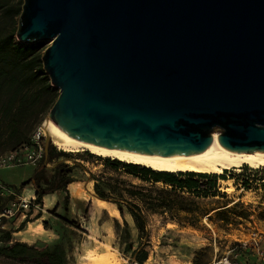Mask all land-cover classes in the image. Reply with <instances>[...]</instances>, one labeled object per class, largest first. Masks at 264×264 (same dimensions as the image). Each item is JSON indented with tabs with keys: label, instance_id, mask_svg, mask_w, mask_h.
Returning a JSON list of instances; mask_svg holds the SVG:
<instances>
[{
	"label": "water",
	"instance_id": "water-1",
	"mask_svg": "<svg viewBox=\"0 0 264 264\" xmlns=\"http://www.w3.org/2000/svg\"><path fill=\"white\" fill-rule=\"evenodd\" d=\"M16 39L51 43L48 117L73 138L183 156L218 131L264 151V0H24Z\"/></svg>",
	"mask_w": 264,
	"mask_h": 264
},
{
	"label": "rangeland",
	"instance_id": "rangeland-1",
	"mask_svg": "<svg viewBox=\"0 0 264 264\" xmlns=\"http://www.w3.org/2000/svg\"><path fill=\"white\" fill-rule=\"evenodd\" d=\"M43 43L46 49L51 45L48 42ZM51 88L58 96L60 95L58 89L52 86ZM50 111L49 108L42 110L40 126L43 127ZM9 146L3 145L0 148V155L13 149ZM51 147H55L52 141L49 149ZM68 155L69 159L64 156L56 161H65L72 167V179L78 184L82 198L77 199L70 193V205L67 212L64 210V199L57 209L53 208V205L48 206V202L39 204L38 208H33L29 213L25 227H21L24 222L20 216L13 219H0V237L9 233L12 241L27 243L24 241L27 235L20 236L19 233L24 232L29 223L35 222V227H41V235L27 244L39 247L49 245L57 241L58 236L52 229L63 218L75 225V228L63 227L62 231L65 235L64 245L69 264H81L83 257L97 247H109L122 264H130L128 258L130 254L124 252L130 243L136 250L144 247L148 251L149 257L145 264H217L237 241H247L254 233H264V167L252 169L242 166L239 170H226L222 176H216L231 181L229 191L223 190L221 179H218L217 196H212L213 192L208 193L207 196L203 192H198L197 196L187 191H184V194L170 193V186L163 183L156 184L152 181L144 182L130 175L124 167L113 170L106 162L107 159L88 152L68 153ZM47 167L51 169L53 164H48ZM37 168L28 165L1 169L0 181L32 196L36 193L35 187L30 184L23 188L22 185L33 178ZM52 175L50 172L47 173L49 178ZM97 182L104 186L112 185L114 189L111 191L112 201L118 200L123 208L124 218L122 216L114 218L108 212L94 215L92 202L98 199L95 193ZM202 183L207 182L202 181ZM119 191L126 196L123 201L119 196ZM133 192L141 195L143 202L138 198H132L129 193ZM57 195L60 200L66 196L60 192ZM54 198L56 199V196ZM77 200L80 202H76ZM159 201L168 203L174 201V208L169 210L165 206L166 209H158L156 213L152 212L151 204L153 203L156 207ZM231 202L237 204L211 214L214 210ZM109 203L113 209L118 210L113 202ZM126 203L137 204L142 208L147 221L146 232L143 235H140L136 229ZM182 208L197 211L196 215L200 217V221L194 220L197 223L195 227L188 224L189 220L185 212L179 211ZM1 210L0 203V212ZM54 210L56 211L53 212ZM208 214L211 216L210 220L205 217ZM173 219L180 224L174 222ZM44 223H47L49 230L44 229ZM2 245L5 243L0 241V246ZM262 246L264 248V244ZM237 262L238 264H259V259L240 251ZM0 264L23 263L12 262L0 257Z\"/></svg>",
	"mask_w": 264,
	"mask_h": 264
},
{
	"label": "trees",
	"instance_id": "trees-1",
	"mask_svg": "<svg viewBox=\"0 0 264 264\" xmlns=\"http://www.w3.org/2000/svg\"><path fill=\"white\" fill-rule=\"evenodd\" d=\"M23 4L24 0L0 1V148L6 144L13 147L12 150L29 142L34 130L40 126L42 110L48 108L51 110L59 98L57 93L52 90L50 79L44 71L42 57L46 50L45 44L38 43L23 46L17 43V20L22 13ZM64 156L69 159L68 153L57 151L55 147H51L48 157L45 158L44 155L33 178L28 183L23 184L22 187L25 188L32 184L36 190V202L40 205L43 204L44 198L48 195L56 192L66 194L64 210L67 212L70 205L68 187L74 180L72 179V167L66 164L65 161H56ZM106 162L113 170L124 167L130 175L144 182L152 181L156 184L163 183L170 186V193L184 194L183 192L187 191L198 196V192H203L207 196L208 193L213 192L212 196H217V181L218 179L225 180L224 177H217L216 175L163 173L155 172L146 167L142 168L139 165L122 164L109 159ZM48 164H53L51 178L47 176V172L50 170L47 167ZM202 181L207 183H202ZM113 190L112 185L104 186L100 182L95 184L96 197L113 202L118 207L120 216L124 218V211L118 200L112 201L111 191ZM119 192V196L123 201L126 196L122 194V191ZM129 194L132 198H138L143 202V198L138 193ZM233 203L231 202L225 207ZM126 204L136 229L140 235H143L146 232L147 221L142 208L137 204ZM236 204H233V206ZM173 205L174 201L170 203L159 201L156 207L152 203L150 210L154 213L158 209H166V207L171 210L174 208ZM179 211L185 212L188 216L190 226L195 227L197 224L195 221H200V217L196 215L197 211L194 209L182 208ZM209 215L205 216L208 220L211 219ZM173 221L178 222L176 219H173ZM26 222L27 220L21 227H25ZM125 222L128 226L127 221ZM178 224L180 223L178 222ZM44 227L49 230L47 223H44ZM63 227L75 228V225L67 219H60L57 226L54 227L55 229H52L58 236L57 241L42 247L18 241L14 242L11 240V234L9 233L2 235L0 241L4 242L5 245L0 246V257L23 264H69L64 245L65 235L62 233ZM124 252L130 254L128 256L130 264H145L148 261L149 253L144 247L136 250L130 243Z\"/></svg>",
	"mask_w": 264,
	"mask_h": 264
},
{
	"label": "bare ground",
	"instance_id": "bare-ground-1",
	"mask_svg": "<svg viewBox=\"0 0 264 264\" xmlns=\"http://www.w3.org/2000/svg\"><path fill=\"white\" fill-rule=\"evenodd\" d=\"M42 128L45 134H47L46 137L50 138L53 145L66 153L88 152L97 157L143 166L155 172L222 176L226 170H239L242 166H247L252 169L264 167V151L237 153L227 150L218 142L219 132L213 133L210 145L200 153L183 156H159L149 153L107 148L80 141L58 129L50 117L45 121ZM220 183L223 190H230L231 181L220 180ZM69 191L75 198H82V192L77 184H71ZM49 199L46 198V202L49 203L48 206H52ZM92 203L94 215L108 212L114 218L120 217L119 211L113 209L109 202L96 199ZM40 231H42L41 227H35L34 222V224L28 225L27 229L24 232H20L19 235H27V239H24V241L30 243L41 235ZM81 264L122 263L109 247H97L83 257Z\"/></svg>",
	"mask_w": 264,
	"mask_h": 264
},
{
	"label": "built area",
	"instance_id": "built-area-1",
	"mask_svg": "<svg viewBox=\"0 0 264 264\" xmlns=\"http://www.w3.org/2000/svg\"><path fill=\"white\" fill-rule=\"evenodd\" d=\"M46 134L42 126L38 127L30 141L0 155V170L13 166H38L45 155ZM0 203L2 210L0 219H13L19 217L25 222L33 208H38L36 193L32 196L11 188L0 181ZM264 233L258 232L250 236L247 241H237L228 249L225 255L217 264H238L237 258L240 251L249 253L259 259V264H264ZM216 264V263H215ZM253 264V263H251Z\"/></svg>",
	"mask_w": 264,
	"mask_h": 264
},
{
	"label": "crops",
	"instance_id": "crops-1",
	"mask_svg": "<svg viewBox=\"0 0 264 264\" xmlns=\"http://www.w3.org/2000/svg\"><path fill=\"white\" fill-rule=\"evenodd\" d=\"M28 166V165H27ZM29 166H33V167H36L37 168V166H34V165H29ZM53 167H51V169H52ZM51 169L48 171V172H50V174H53V172L51 171ZM47 172V173H48ZM49 178V177H48ZM77 184L75 181L73 182V183H71V184ZM70 184V185H71ZM32 185V184H31ZM69 185V186H70ZM77 186H78V184H77ZM68 189H69V187H68ZM57 193H59V192H56L55 194H52V195H48V196H46L45 198H44V201L43 202H45L46 203V198H50L49 200H50V203H52V205H53V208H56V207H58V205L59 204H61L62 202H63V199H64V197H62V199L60 200L59 199V196L57 195ZM60 193H62V192H60ZM56 196V199L54 198ZM80 202V200H77L76 202ZM234 204V203H233ZM232 204V205H233ZM45 206H46V204H45ZM231 205H229L228 207H230ZM228 207H221V208H218V209H216V210H214L211 214H214L215 212H220L221 210H224V209H226V208H228ZM121 215V214H120ZM31 224H34V223H29L28 225H31ZM27 225V226H28ZM44 227V226H43ZM45 229V228H44Z\"/></svg>",
	"mask_w": 264,
	"mask_h": 264
}]
</instances>
